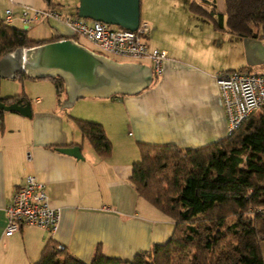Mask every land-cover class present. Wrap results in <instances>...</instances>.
<instances>
[{
	"label": "crops",
	"instance_id": "0c3cea01",
	"mask_svg": "<svg viewBox=\"0 0 264 264\" xmlns=\"http://www.w3.org/2000/svg\"><path fill=\"white\" fill-rule=\"evenodd\" d=\"M6 1L16 17L13 25L23 28L26 26L19 19L23 6L58 11L62 4L79 5V0ZM207 1L210 7L217 2ZM224 8L226 13L225 3ZM5 16L6 11L1 19ZM142 17L141 22L151 26L149 48L168 52L163 74L156 75L147 59L121 58L87 48L102 63L95 85L76 83L70 74L55 70L46 75L65 79L69 104L62 98L63 92L60 96L56 92L53 101L41 95L29 99L30 118L4 113L5 127L0 132V264H35L50 240L89 264L97 250L108 257L132 260L171 239L175 221L141 198L130 180L133 164L140 158L139 144L195 149L227 138L228 113L216 75L239 69L263 71L264 30L255 38L218 30L211 20L190 8H157L155 14ZM226 19L224 15L225 25ZM47 20L60 32L59 37L73 35L60 20ZM27 63L25 74L36 71ZM0 71L15 76L10 64ZM0 95L12 96L1 91ZM75 118L103 124L112 142L109 156L97 154ZM25 127L29 132L22 134ZM75 146L80 147L83 158L58 149ZM29 175L46 185L51 204L60 212L57 228L51 232L24 226L7 237L6 206ZM261 250L264 256V239Z\"/></svg>",
	"mask_w": 264,
	"mask_h": 264
},
{
	"label": "trees",
	"instance_id": "16d2710c",
	"mask_svg": "<svg viewBox=\"0 0 264 264\" xmlns=\"http://www.w3.org/2000/svg\"><path fill=\"white\" fill-rule=\"evenodd\" d=\"M225 6L226 25L216 4L210 8L196 0L189 4L193 13L211 20L218 30L260 37L264 0H225ZM66 38L78 37L34 40L28 29L0 19V62L18 48L39 49ZM35 77L50 79L58 96L64 90L62 76ZM1 80L0 71V90ZM19 100L26 103L29 98L0 95L6 104ZM4 113L0 111V132L5 127ZM75 121L98 155L111 154L112 142L103 124ZM139 151L130 180L141 198L175 221V231L168 242L155 244L132 260L108 257L97 250L89 264H264V111L252 114L227 138L201 148L140 143ZM35 264L88 263L50 240Z\"/></svg>",
	"mask_w": 264,
	"mask_h": 264
},
{
	"label": "built area",
	"instance_id": "2783aa9c",
	"mask_svg": "<svg viewBox=\"0 0 264 264\" xmlns=\"http://www.w3.org/2000/svg\"><path fill=\"white\" fill-rule=\"evenodd\" d=\"M41 16L60 20L70 28L73 36L91 42L101 53L121 58L147 59L156 75L163 74L168 52L149 48L147 38L151 34V26L147 23L141 22L137 30H129L89 18L63 16L53 8L40 10L30 6L22 7L19 19L29 28ZM15 19L13 9H6L5 22L13 25ZM216 82L228 113L229 135L252 114L264 111V70L220 71L216 75ZM6 217L5 236L10 237L24 226H36L52 232L57 228L60 212L51 204L46 185L37 176L29 175L6 206ZM65 248L64 245H58L60 250Z\"/></svg>",
	"mask_w": 264,
	"mask_h": 264
},
{
	"label": "water",
	"instance_id": "95a60500",
	"mask_svg": "<svg viewBox=\"0 0 264 264\" xmlns=\"http://www.w3.org/2000/svg\"><path fill=\"white\" fill-rule=\"evenodd\" d=\"M77 13L82 18L137 30L141 24V0H79ZM24 29H28L27 26ZM33 57L35 68L63 71L73 76L76 83L88 86L98 82L97 68L102 64L101 61L71 38L48 42L36 49ZM26 61L24 48H18L0 62V68L10 64L11 74L21 73L24 71ZM0 111L16 112L29 118L33 114L31 102L23 103L22 100L11 104L0 101ZM58 149L77 158H83L79 146Z\"/></svg>",
	"mask_w": 264,
	"mask_h": 264
},
{
	"label": "rangeland",
	"instance_id": "374dc122",
	"mask_svg": "<svg viewBox=\"0 0 264 264\" xmlns=\"http://www.w3.org/2000/svg\"><path fill=\"white\" fill-rule=\"evenodd\" d=\"M192 0H141V15L144 20L147 15L151 13H156L157 8H189V4ZM200 4L204 5L207 8H210V4L207 0H198ZM225 0H217V10L219 13H225L224 8ZM10 6V4L6 0H2L0 2V19L2 18L6 9ZM40 10H47L49 8H37ZM57 10L63 16H77V8L72 5L62 4ZM17 25H20L17 23ZM21 26V25H20ZM58 29V28H57ZM60 31V30H59ZM60 33V32H59ZM58 30L56 27L51 24L47 18L41 16L38 21L32 23L28 28V36L34 40H51L53 37H58ZM73 36V35H71ZM78 43H80L85 48L90 50H97L96 47L89 41L84 38H76ZM27 53V65L29 68H32L33 63L35 62V58L31 55L35 49L24 48ZM13 53V52H12ZM10 53V54H12ZM8 56V55H7ZM5 58V57H4ZM3 58V59H4ZM36 71L29 70L27 75H23V72L16 73V76H10L5 71H1L2 80H1V92L7 93L8 95H17V94H25L29 99H33L34 97L41 95L45 97L46 101L52 99V101L56 98V88L55 84L50 79H41L36 78L35 76H41L42 74L53 73V69L48 68H35ZM31 73V74H30ZM64 79V78H63ZM76 82V81H75ZM67 90H65V79H64V90L62 98L64 99L66 104H69L71 101V96L67 95ZM10 93V94H9ZM67 106V105H64ZM62 108H65L62 106ZM5 113L12 114L13 112L5 111ZM14 123V122H13ZM15 126V124H13ZM16 131V130H13ZM23 133H28V127L23 129ZM140 159V158H139Z\"/></svg>",
	"mask_w": 264,
	"mask_h": 264
},
{
	"label": "bare ground",
	"instance_id": "6f19581e",
	"mask_svg": "<svg viewBox=\"0 0 264 264\" xmlns=\"http://www.w3.org/2000/svg\"><path fill=\"white\" fill-rule=\"evenodd\" d=\"M24 52H25V58H26V56H27L26 50H24ZM53 72H55V70H54ZM57 72H61V74H65V75H67L66 73H64V72H62V71H57Z\"/></svg>",
	"mask_w": 264,
	"mask_h": 264
}]
</instances>
